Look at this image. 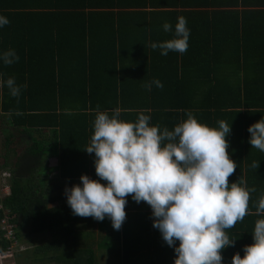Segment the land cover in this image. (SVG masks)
Masks as SVG:
<instances>
[{"label":"trees","instance_id":"16d2710c","mask_svg":"<svg viewBox=\"0 0 264 264\" xmlns=\"http://www.w3.org/2000/svg\"><path fill=\"white\" fill-rule=\"evenodd\" d=\"M0 14L10 21L0 28V51L19 56L0 63V73L27 85L19 97L0 89V170L10 173L11 188L0 208V254L11 245L1 228L7 218L17 240L25 226L51 234L16 253L25 256L17 264H173L174 249L153 227L146 202L129 196L126 219L114 230L107 217L73 215L62 191L82 173L98 179L94 153L84 148L97 109L111 115L119 108L123 120L145 112L150 124L169 130L189 112L208 126L230 123L227 150L237 167L229 183L240 177L256 191L253 214L226 230L234 244L221 251L224 264L243 256L264 195V152L252 148L247 131L264 116V0H0ZM179 16L190 29L187 51L162 56L150 44L172 38L162 24L174 29ZM153 79L163 87L146 90ZM53 150L57 179L45 189L36 172Z\"/></svg>","mask_w":264,"mask_h":264},{"label":"clouds","instance_id":"9594fccd","mask_svg":"<svg viewBox=\"0 0 264 264\" xmlns=\"http://www.w3.org/2000/svg\"><path fill=\"white\" fill-rule=\"evenodd\" d=\"M10 21L0 14V28ZM164 32H173L170 39L152 42L160 55L169 51H187L190 29L184 16L177 17L173 26L165 21ZM19 60L14 49L0 51V63L12 65ZM162 88L159 79L145 83ZM19 97L22 88L14 77L3 78L0 89ZM151 116L140 112L134 121L120 118V109H97L93 134L84 150L94 153L95 174H81L80 183L65 186L64 195L73 215L110 219L119 230L126 219L127 198L136 203L146 202L151 208L153 227L163 241L173 247V264H224L222 249L234 244L226 230L251 213L248 204L255 187H247L238 178L229 183L228 177L237 167L228 152L230 123L218 121V127L199 122L191 112L171 130L150 124ZM248 142L264 152V116L250 124ZM259 162L251 167L257 169ZM1 171V170H0ZM104 181V183H102ZM261 218L254 223L252 243L243 247V256L233 254L231 264H264V195L255 208ZM177 241L179 242L177 244Z\"/></svg>","mask_w":264,"mask_h":264},{"label":"rangeland","instance_id":"374dc122","mask_svg":"<svg viewBox=\"0 0 264 264\" xmlns=\"http://www.w3.org/2000/svg\"><path fill=\"white\" fill-rule=\"evenodd\" d=\"M4 191L5 189H3V193ZM29 231V227L25 226L22 231L21 240L18 239V243L14 246L12 251L5 254H0V264H17L18 261L23 263L25 256L21 257L19 260L17 258L18 256H16V253L24 251L26 249L33 250L35 246L41 245L51 238L50 232L43 231L41 233L30 234Z\"/></svg>","mask_w":264,"mask_h":264},{"label":"crops","instance_id":"0c3cea01","mask_svg":"<svg viewBox=\"0 0 264 264\" xmlns=\"http://www.w3.org/2000/svg\"><path fill=\"white\" fill-rule=\"evenodd\" d=\"M46 140H50L49 138V133H46ZM57 164H58V158L56 155V151L53 150L52 153L46 154L43 164L39 168V170L36 172V181L42 180L45 186V189L47 188L48 185H50V182L53 180L57 179ZM7 181L9 183V177L7 178ZM10 184L9 186L5 189L4 195H8L10 193ZM64 191V190H62ZM55 193H60V190L55 191ZM62 201L59 202H54L51 205H49L51 208L53 206L61 205ZM31 238V237H30Z\"/></svg>","mask_w":264,"mask_h":264},{"label":"built area","instance_id":"2783aa9c","mask_svg":"<svg viewBox=\"0 0 264 264\" xmlns=\"http://www.w3.org/2000/svg\"><path fill=\"white\" fill-rule=\"evenodd\" d=\"M10 176L8 171H0V179H1V192H0V208H3L2 205V197L4 196L3 189H6L9 184L7 178ZM1 228L5 231V236L11 241V245L9 247L8 252H11L15 245H17L18 240L16 238V224L8 221L7 218H4L1 221Z\"/></svg>","mask_w":264,"mask_h":264}]
</instances>
